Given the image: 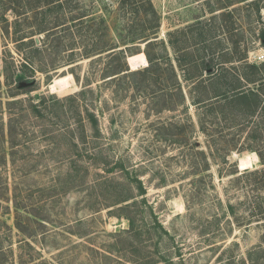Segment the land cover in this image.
Listing matches in <instances>:
<instances>
[{"label": "rangeland", "instance_id": "rangeland-1", "mask_svg": "<svg viewBox=\"0 0 264 264\" xmlns=\"http://www.w3.org/2000/svg\"><path fill=\"white\" fill-rule=\"evenodd\" d=\"M251 1L0 0V264H264Z\"/></svg>", "mask_w": 264, "mask_h": 264}, {"label": "trees", "instance_id": "trees-1", "mask_svg": "<svg viewBox=\"0 0 264 264\" xmlns=\"http://www.w3.org/2000/svg\"><path fill=\"white\" fill-rule=\"evenodd\" d=\"M261 1V0H252L249 5L250 7H254L256 6V4ZM149 2V1H148ZM149 5V10H146L147 12L150 11V14L152 15H156L151 3L148 4ZM229 7V5L225 6L224 8ZM256 11H258V7L256 6ZM158 27L154 26L152 31H149L147 36H153L156 31H157ZM104 48H106V46L101 47L99 50H103ZM150 65H152L153 61H151V59L148 58L147 55V59L145 60V64L148 65V62ZM246 57L241 58L239 61L242 63V66L245 67L246 69H248V71H250L249 73L244 74V76L242 77V80L240 81L239 85H237V87H235L232 92H234L233 95L231 96H226L224 94H216L215 96H212L211 98H207V99H198L196 101H194L195 105H202L203 107H205V109H210L212 111H217L219 110L221 115H224L226 117H232V120H238L241 117H245L247 115H251V113L253 114L256 110L257 107L260 103L263 102L264 99V93L260 92L261 90L258 89L257 91H254L252 88H249L247 86L249 85H255L256 83L260 82L262 79V76L259 77V74L257 72L258 67L255 65H251V64H247L246 63ZM157 63V62H156ZM211 68H214V66L212 65H207L204 69L205 72L208 73V75H211ZM229 103H233V104H242L245 105L244 107H242L237 114H235L233 112V108L231 110H229V108H227V104ZM248 103L252 104L253 107H251V105H249ZM144 191L141 190V192L139 193V195H143ZM127 208V207H126ZM124 208V209H126ZM120 211H123L122 208H120ZM130 222V221H129Z\"/></svg>", "mask_w": 264, "mask_h": 264}, {"label": "bare ground", "instance_id": "bare-ground-1", "mask_svg": "<svg viewBox=\"0 0 264 264\" xmlns=\"http://www.w3.org/2000/svg\"><path fill=\"white\" fill-rule=\"evenodd\" d=\"M252 160H257V156L255 154L245 156L239 160V167L241 169H245L250 166Z\"/></svg>", "mask_w": 264, "mask_h": 264}, {"label": "built area", "instance_id": "built-area-1", "mask_svg": "<svg viewBox=\"0 0 264 264\" xmlns=\"http://www.w3.org/2000/svg\"><path fill=\"white\" fill-rule=\"evenodd\" d=\"M263 60H264V58H263V57H256V58H255V61L262 62Z\"/></svg>", "mask_w": 264, "mask_h": 264}]
</instances>
